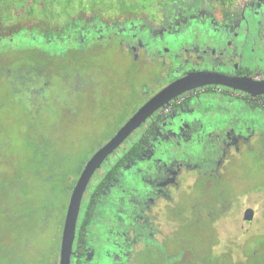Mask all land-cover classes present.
Listing matches in <instances>:
<instances>
[{
    "label": "flooded vegetation",
    "instance_id": "obj_1",
    "mask_svg": "<svg viewBox=\"0 0 264 264\" xmlns=\"http://www.w3.org/2000/svg\"><path fill=\"white\" fill-rule=\"evenodd\" d=\"M236 14L228 17L225 13L221 20L207 14L193 15L170 25L167 34L113 28L96 35L119 32L126 47L136 50L137 57L143 56L144 70L155 75L162 70L158 86L150 94L144 91V101L137 110L162 87L191 71L264 79V0H246ZM89 43L83 40L80 46ZM261 98L264 95L206 85L185 92L148 118L92 177L78 224L85 214L91 215L90 203L96 200L93 219L88 228L80 230L86 238L77 230L72 264H264L260 258L264 248L260 244L245 246L246 240L239 238L253 232L255 209L244 207L247 201L242 197L246 196L237 193L242 185L235 189L229 179L245 153L264 159ZM136 110L128 113L107 140ZM141 135L145 141L135 161L122 164L124 151ZM204 139V147L210 149L203 155V149L196 147L203 148L200 141ZM193 154H201L202 163H194L197 157ZM118 164V178L103 189L104 178ZM209 172L223 177L218 194L204 193L198 186ZM212 182L209 179L206 183ZM195 189L200 192L198 201L191 198ZM181 194L188 198L183 202L187 209ZM136 224L141 229L133 227ZM200 231L206 240L204 250L195 241ZM190 232L192 238L182 242Z\"/></svg>",
    "mask_w": 264,
    "mask_h": 264
},
{
    "label": "rangeland",
    "instance_id": "obj_2",
    "mask_svg": "<svg viewBox=\"0 0 264 264\" xmlns=\"http://www.w3.org/2000/svg\"><path fill=\"white\" fill-rule=\"evenodd\" d=\"M245 1L0 0V51L38 45L53 54L80 46L83 40L91 41L94 33L113 28L125 29V32L137 28L144 33L167 34L170 25L174 26L177 20L191 19L193 15L207 14L216 20L223 19L225 13L228 17L232 13L237 15ZM36 62L33 57L21 53L0 56V261L4 260L5 264H31L35 259L46 257L54 262L57 260L55 245L62 235L70 189L79 178L80 167L117 129L118 116H110L100 128L93 130L84 123L85 114L80 117L75 112L72 115L74 124L66 121L55 126V115L52 114L58 104L62 106L71 100V87L68 86L71 82L68 84L65 76L63 82H54L52 88L56 94H51L50 102L45 106L44 99L32 89L45 81L37 72L42 70L37 69ZM53 63L51 70H73L70 66L55 67ZM90 65L94 67L88 70H125L124 61H116L109 54L104 58L94 57ZM74 68L80 70V60ZM5 70L11 71L18 80L10 84L5 78ZM26 72L32 77L34 86L31 81L26 85L19 81L20 73ZM44 92L46 95L49 90L45 88ZM119 98L122 109L127 108L126 113H130L136 103L130 91L120 90ZM32 121L36 125L31 126ZM92 132L98 138L92 137ZM205 142V139L200 141L203 148L196 147L203 149V155L210 149L207 145L204 147ZM44 149L48 150V157L42 155ZM50 154L56 156L53 162ZM193 155L197 157L194 163H202L201 154ZM236 170L239 176L231 180V184L235 189L238 184L242 185V190L237 193L246 196L242 197L247 201L244 207L255 209L253 232L239 238L246 240L245 246L260 244L263 249L264 159L247 152ZM191 195L197 201L200 199L198 189ZM181 196L182 205L187 209L183 202L188 198ZM114 215L112 211L111 216ZM133 227L141 229L138 224ZM203 232L195 235L201 250L206 244L201 236ZM191 233H187L182 242H188ZM260 258H264V251Z\"/></svg>",
    "mask_w": 264,
    "mask_h": 264
},
{
    "label": "trees",
    "instance_id": "obj_3",
    "mask_svg": "<svg viewBox=\"0 0 264 264\" xmlns=\"http://www.w3.org/2000/svg\"><path fill=\"white\" fill-rule=\"evenodd\" d=\"M16 53H21L22 56L33 57L35 60H37V69L42 71H36L39 72L40 75L44 76L45 81L41 86L36 85L32 89L37 91L40 97L44 99V105L49 104V97H51L52 93L56 94V90L52 88L54 82L61 80L64 81V79L68 84L71 82L68 85L71 87V100L62 106L58 104L55 108L56 112L52 114L55 115L53 118L55 119L53 121L55 122V126L64 124L66 121L67 123L74 124L75 120L73 119L72 115L73 112H75L77 115L80 114V117L85 114L83 117L84 123L89 128H93V130L100 128L102 122H104L110 116H118L116 117V124L118 127L128 116V113H126L127 108L122 109L119 91L123 89L130 91L132 100L136 102L132 105V111H134L138 105L144 101V91L147 90L150 94L152 90L158 86V76L160 73H162V70H159V73L156 75L152 72V70H141L142 64L144 62L143 56L140 55L137 57L136 50L132 49L131 47H126L123 36L119 32H109L104 34V36L96 35L94 33V36H92V39L88 45L69 47L60 52H54L53 54H50L49 51L39 47H28L25 49L20 48L19 50L3 49L0 51V56L8 57L15 55ZM106 54L111 55L116 61H124L125 70H88L93 66L90 65V63L94 57L104 58ZM78 60H80V70H51L52 62H54L53 65L55 67L62 68L70 66L69 68L71 69L74 68L75 63ZM20 74L21 77L19 78V81H22L24 85H26V82L31 81L32 77L28 75L27 72ZM4 75L10 84H13L15 79L18 80L16 77H13V74L9 70H5ZM30 83L32 86H34V81H31ZM44 87L47 91L49 90L46 95L44 92ZM78 97H80V100H77ZM29 124L31 126L36 125L33 121ZM91 135L94 138L97 137V135L95 136L93 132ZM144 141L145 138H143V135H141L140 140L135 141L130 149L124 151L121 158V163L127 164L129 162L131 163L132 161H135L137 154L140 153V147L143 145ZM46 142L48 143L49 140H46ZM38 146H41V144H38ZM42 155L48 157V150L44 149ZM49 157L51 162L56 159V156L54 157L53 154H50ZM82 166L80 167V170ZM120 167L121 164H118L115 169H110V171L107 173V176L104 178V182L102 183L103 189H108L113 181L118 178ZM237 173L238 171L233 168L229 179L233 180L238 178L239 175ZM209 179H212L213 181L211 185L206 183ZM222 181L223 177L221 176V173H216L214 176H212V174L209 172L200 178L198 181V186L204 193L218 194L221 190ZM72 188L73 187H71L70 192ZM94 203H96V200L91 201L90 203L91 215L85 214L84 219L81 221V225L79 221L77 226L79 236L84 235L86 238V233L80 230L88 228L92 222L94 209L92 206ZM62 228L63 224L61 229ZM60 240L61 236L55 245L54 254L57 255V260H55V262L52 261L51 258L46 257L35 259L33 262L31 261V264H57L60 250ZM0 264H5L4 260H1ZM12 264H15V262H12Z\"/></svg>",
    "mask_w": 264,
    "mask_h": 264
},
{
    "label": "water",
    "instance_id": "obj_4",
    "mask_svg": "<svg viewBox=\"0 0 264 264\" xmlns=\"http://www.w3.org/2000/svg\"><path fill=\"white\" fill-rule=\"evenodd\" d=\"M212 84L228 86L253 96L264 95V79H257L252 76H232L210 70H199L191 71L184 76L176 78L149 97L124 122L116 133L101 145L86 161L70 194L62 228L59 264H72V255L83 197L92 177L101 167L102 163L156 111L167 106L172 100L185 92ZM248 224H245L246 228Z\"/></svg>",
    "mask_w": 264,
    "mask_h": 264
},
{
    "label": "built area",
    "instance_id": "obj_5",
    "mask_svg": "<svg viewBox=\"0 0 264 264\" xmlns=\"http://www.w3.org/2000/svg\"><path fill=\"white\" fill-rule=\"evenodd\" d=\"M260 102H261V103H264V98H261V99H260Z\"/></svg>",
    "mask_w": 264,
    "mask_h": 264
}]
</instances>
